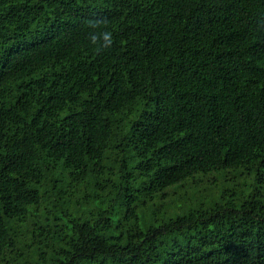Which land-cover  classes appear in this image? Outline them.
Segmentation results:
<instances>
[{
  "label": "trees",
  "instance_id": "obj_1",
  "mask_svg": "<svg viewBox=\"0 0 264 264\" xmlns=\"http://www.w3.org/2000/svg\"><path fill=\"white\" fill-rule=\"evenodd\" d=\"M0 264H264V0H0Z\"/></svg>",
  "mask_w": 264,
  "mask_h": 264
},
{
  "label": "rangeland",
  "instance_id": "obj_2",
  "mask_svg": "<svg viewBox=\"0 0 264 264\" xmlns=\"http://www.w3.org/2000/svg\"><path fill=\"white\" fill-rule=\"evenodd\" d=\"M253 182H254L253 176L240 177L239 180H223L220 182V184H218L216 186L217 188H216V190H214V192L212 194L214 196L219 197L225 189L232 188L235 185H238V183H247L246 192H248L252 188ZM175 202H177L176 205L173 203L171 206H169L166 209L167 215H170V214L174 215L176 212H178V209H176V208H179L178 205H181L182 202H180L179 200H177Z\"/></svg>",
  "mask_w": 264,
  "mask_h": 264
},
{
  "label": "clouds",
  "instance_id": "obj_3",
  "mask_svg": "<svg viewBox=\"0 0 264 264\" xmlns=\"http://www.w3.org/2000/svg\"><path fill=\"white\" fill-rule=\"evenodd\" d=\"M89 27L93 29H97V31L90 32L89 37H90L91 43L97 46L98 51L104 50L106 48H110L112 46L113 44L112 33L107 30H102V31L99 30L101 29V23L90 22ZM101 37L104 40V43L102 45L97 43V40Z\"/></svg>",
  "mask_w": 264,
  "mask_h": 264
}]
</instances>
